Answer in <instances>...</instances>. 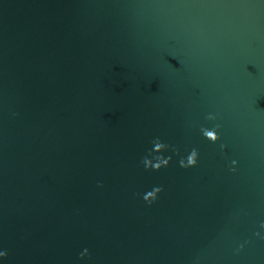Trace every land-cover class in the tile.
Masks as SVG:
<instances>
[{
	"label": "water",
	"instance_id": "obj_1",
	"mask_svg": "<svg viewBox=\"0 0 264 264\" xmlns=\"http://www.w3.org/2000/svg\"><path fill=\"white\" fill-rule=\"evenodd\" d=\"M0 264H264V0H0Z\"/></svg>",
	"mask_w": 264,
	"mask_h": 264
}]
</instances>
